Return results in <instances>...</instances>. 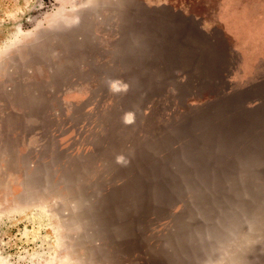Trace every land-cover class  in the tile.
Returning a JSON list of instances; mask_svg holds the SVG:
<instances>
[{"label": "rangeland", "instance_id": "1", "mask_svg": "<svg viewBox=\"0 0 264 264\" xmlns=\"http://www.w3.org/2000/svg\"><path fill=\"white\" fill-rule=\"evenodd\" d=\"M0 264H264V0H0Z\"/></svg>", "mask_w": 264, "mask_h": 264}]
</instances>
